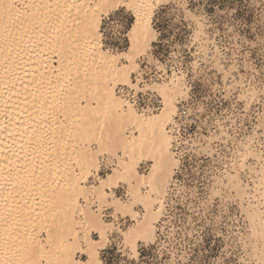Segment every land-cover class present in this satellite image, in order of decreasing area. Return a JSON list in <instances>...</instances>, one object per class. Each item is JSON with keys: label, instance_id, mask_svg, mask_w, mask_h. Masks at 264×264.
<instances>
[{"label": "snow or ice", "instance_id": "obj_1", "mask_svg": "<svg viewBox=\"0 0 264 264\" xmlns=\"http://www.w3.org/2000/svg\"><path fill=\"white\" fill-rule=\"evenodd\" d=\"M45 46L61 59L28 145L53 122L60 147L4 178L0 264H264V0H0V53Z\"/></svg>", "mask_w": 264, "mask_h": 264}, {"label": "bare ground", "instance_id": "obj_2", "mask_svg": "<svg viewBox=\"0 0 264 264\" xmlns=\"http://www.w3.org/2000/svg\"><path fill=\"white\" fill-rule=\"evenodd\" d=\"M19 0H15L17 3ZM34 11V10H33ZM27 13L24 12L23 8H21L20 13H16L15 10H13V17H16L19 15L21 18H23L24 15ZM133 14L135 15V10H133ZM6 20L13 21V24H18L19 20H11L7 16L4 18V22ZM135 23V21L133 22ZM12 25V24H11ZM13 26V25H12ZM11 26V27H12ZM10 27V26H9ZM129 46H131V41H129ZM47 47V46H46ZM48 48V47H47ZM54 52L53 50H51ZM105 51H108L107 49ZM122 51H125L122 50ZM121 52V51H118ZM118 52H113L118 53ZM6 54L0 53V75L3 65L4 59ZM59 56V55H58ZM43 57V56H42ZM61 57L59 56L58 62L60 61ZM33 60V58H32ZM31 60V61H32ZM35 63L32 65H29L30 67L29 71L24 70V72L17 74L18 78H14L15 76H11L12 80L10 82L16 83L14 84V89H20L15 90L16 95L14 100L18 102L17 108L13 112V117L17 118L18 120V128H14L16 124L10 123L11 121H5L0 120V129L3 130L7 128V131L3 130V133L5 135L17 132L20 133L19 136H11V140L6 141L5 139H0V184H3V187H0V196H4L12 192V188L10 185L4 182L5 177H18L19 179L23 180L25 178V169H32L33 167L36 168L37 172L39 171V165L40 161L43 160V157L45 155H51L55 156L54 149L60 147L57 137L59 133V129L56 128L55 124L53 122H47L45 124V128L47 129V136L44 137L42 141H38L33 139V144L31 146L28 145V140L33 137V134H29L22 129L23 127H27L29 129H35L36 134H42V130L39 127L40 121L37 113L41 110V101L44 100L46 90L49 88L48 81L51 80L53 82V85L56 83V76L54 75V69L57 67L53 63L50 57L48 59L37 57L35 58ZM31 64V63H30ZM28 73L26 76L25 74ZM9 78V77H8ZM14 78V79H13ZM38 82L43 84V88L40 91H37ZM33 95L36 96L35 101L33 100ZM14 96V95H13ZM13 98V97H12ZM18 98V99H17ZM27 100V104L24 103V101ZM33 105L36 106V110H33ZM25 109V111H24ZM19 112L21 116L16 114ZM44 114L48 115L49 111L47 108H43ZM26 113H31L32 117L36 118V123L33 122V119L30 118V116ZM2 119V118H1ZM56 133V136L53 135V133ZM23 136V143L25 145L26 151L21 150V140L20 137ZM131 135V133H129ZM17 139V140H16ZM16 142V145L14 142ZM49 142H51V147H49ZM154 163L159 162L160 153L159 151L154 152L153 154ZM147 156L148 154L145 153V160L147 162ZM137 157L139 159V153H137ZM142 162V161H141ZM141 162L138 163L137 167L139 168L138 172H134L131 180L133 183L136 182V176L138 175L141 179H143L147 173H151L153 171V168L151 164H148V169L141 170ZM117 186L115 184L111 185V191H109V199L112 197V189L116 188ZM111 193V194H110ZM11 201V197H10ZM4 203L3 200H0V205ZM255 206V205H254ZM256 207V206H255ZM3 209H0V212H2ZM264 214L263 210H257V208H253L252 215L255 218L252 221V227L253 230H256L257 227H262V221H261V215ZM6 215V213H5ZM141 219L143 220V215L141 216ZM71 226V225H70ZM5 227L3 222H0V230H2ZM40 224H36V232L39 233ZM262 232H264V227H262V230L260 231V237H261V246L264 247V237H262ZM71 235L75 237L77 235L76 232H72ZM47 242V240H45Z\"/></svg>", "mask_w": 264, "mask_h": 264}, {"label": "rangeland", "instance_id": "obj_3", "mask_svg": "<svg viewBox=\"0 0 264 264\" xmlns=\"http://www.w3.org/2000/svg\"><path fill=\"white\" fill-rule=\"evenodd\" d=\"M23 2H24V0H19L17 3L22 4ZM127 11H128V9L126 8L125 13H127ZM133 16H134V14H133ZM133 22H134V20H133ZM4 23L8 24L10 27L12 25H14L13 24L14 22L10 21V20L9 21L6 20V22H4ZM113 43H115V42H113V40H111L110 43H108V45L106 46L105 50L106 49L108 51L112 50L113 52H118V51L124 50V47L121 48V47H115V46L109 45V44H113ZM29 47H31V45H29ZM40 51H41V49L37 48V55L36 56L43 58L42 56L39 55ZM43 51L47 55V57L51 58V60L53 61V63L55 65L58 64V59H59L58 55H54V52L49 50V48H47L46 46L43 48ZM4 54H6L5 56L7 58L5 57L3 65H1V67L3 69V70H1V73H3V74L0 75V120L11 121L10 123L16 124L14 128L17 129L18 128V124H17L18 120H17V118L13 117V115H14L13 112L17 108L16 106H17L18 102L15 101L14 98L16 95L15 90H20V89H14V84H16V83L10 82V80H12L13 76H15L14 78H18L17 74L24 72V70L29 71L30 67H28V66L32 65V63L30 61L32 60V58H33L32 61H34L36 56H31L27 50L21 51V50L16 49V48L13 49V52L11 54H8V53H4ZM25 75L27 76L28 73H26ZM24 111H25V109H24ZM15 113L18 114L19 116H21L19 114V112L17 113V111H16ZM22 129H24L25 132L31 134V132H29V130L26 126L23 127ZM20 133L22 134V132L15 131L14 133H11V135H9V134L5 135L3 133V130L0 129V139H5L6 141H8V140H11L12 135L19 136ZM14 144L16 145V142H14ZM140 165H141V170H140L141 172L143 169H148V166H149L146 161H142ZM145 165H146V167H145ZM116 190H118L117 187L112 189V194L111 193L110 194L113 195V193ZM253 203L256 206V207L254 206L255 209L256 208H257V210L258 209L259 210L264 209V207H261V201L259 199H254ZM245 207H248L247 203L245 204ZM255 219H256V221L258 220V218H255ZM242 223H243V221H242ZM251 225H252V223L249 225V227L252 229V232H251L252 243L257 249L256 255L258 257L259 256V249L262 247L261 246V237H260V231L262 230V227H257L256 230H253L254 228ZM39 232H40V229H39ZM80 239L83 240L82 235L80 236ZM45 240H46V233H45ZM202 244L204 245L205 255H209V259L211 260L210 251L214 247L212 238L205 236L202 239Z\"/></svg>", "mask_w": 264, "mask_h": 264}, {"label": "built area", "instance_id": "obj_4", "mask_svg": "<svg viewBox=\"0 0 264 264\" xmlns=\"http://www.w3.org/2000/svg\"><path fill=\"white\" fill-rule=\"evenodd\" d=\"M113 44H109V45H112V46H115V47H124L123 45L125 44V37L124 36H121L120 38H113ZM110 43V42H109ZM163 41H161L160 43V47L158 48V53L159 54H162L163 53ZM152 107H156V105H152ZM177 120H179V117H177ZM177 135H186L187 134V128L181 124L178 128H177Z\"/></svg>", "mask_w": 264, "mask_h": 264}]
</instances>
